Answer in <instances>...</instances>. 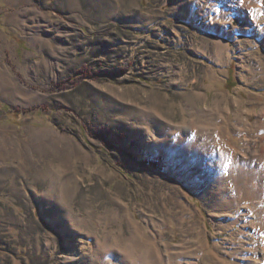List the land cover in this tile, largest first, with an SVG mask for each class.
I'll list each match as a JSON object with an SVG mask.
<instances>
[{"label":"rangeland","instance_id":"rangeland-1","mask_svg":"<svg viewBox=\"0 0 264 264\" xmlns=\"http://www.w3.org/2000/svg\"><path fill=\"white\" fill-rule=\"evenodd\" d=\"M0 264H264V0H0Z\"/></svg>","mask_w":264,"mask_h":264},{"label":"trees","instance_id":"trees-1","mask_svg":"<svg viewBox=\"0 0 264 264\" xmlns=\"http://www.w3.org/2000/svg\"><path fill=\"white\" fill-rule=\"evenodd\" d=\"M81 73H83V70H78L75 74V77L77 76H81ZM85 73V72H84ZM154 164L158 165L159 167H161V165L157 164L156 162H154Z\"/></svg>","mask_w":264,"mask_h":264}]
</instances>
